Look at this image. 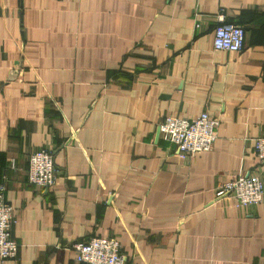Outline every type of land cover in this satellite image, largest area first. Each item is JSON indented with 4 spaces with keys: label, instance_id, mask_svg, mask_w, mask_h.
Wrapping results in <instances>:
<instances>
[{
    "label": "crops",
    "instance_id": "obj_1",
    "mask_svg": "<svg viewBox=\"0 0 264 264\" xmlns=\"http://www.w3.org/2000/svg\"><path fill=\"white\" fill-rule=\"evenodd\" d=\"M244 26L214 50L217 17ZM219 118L183 159L167 117ZM264 0H0V183L15 259L79 264L73 244L115 238L126 264H264V200L217 197L240 172L264 182ZM51 150L57 183H29Z\"/></svg>",
    "mask_w": 264,
    "mask_h": 264
},
{
    "label": "built area",
    "instance_id": "obj_2",
    "mask_svg": "<svg viewBox=\"0 0 264 264\" xmlns=\"http://www.w3.org/2000/svg\"><path fill=\"white\" fill-rule=\"evenodd\" d=\"M214 30V50L241 53L245 47L244 26L217 17ZM219 118L202 114L196 118L167 117L160 124L161 132L173 143L183 159L212 149L218 138ZM255 156L264 160V136L255 139ZM29 183L49 189L57 183L55 157L51 150L40 149L29 156ZM217 197L231 200L238 208L258 206L264 200V182L258 174L240 172L231 181L222 183ZM16 211L6 199V184L0 183V261L15 259L20 245L13 237ZM79 264H126L120 242L115 238L92 237L73 244Z\"/></svg>",
    "mask_w": 264,
    "mask_h": 264
}]
</instances>
